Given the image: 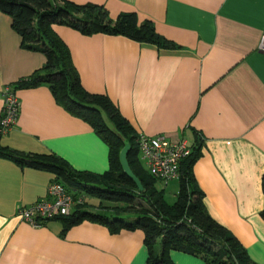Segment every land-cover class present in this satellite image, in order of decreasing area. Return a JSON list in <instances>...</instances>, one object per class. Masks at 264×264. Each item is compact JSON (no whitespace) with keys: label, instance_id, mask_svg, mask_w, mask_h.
<instances>
[{"label":"crops","instance_id":"0c3cea01","mask_svg":"<svg viewBox=\"0 0 264 264\" xmlns=\"http://www.w3.org/2000/svg\"><path fill=\"white\" fill-rule=\"evenodd\" d=\"M71 1L101 4L113 18L135 11L175 43L159 47L53 25L69 46L83 86L108 95L137 133L185 137L192 145L196 132L203 137L193 172L205 206L264 264V51L258 48L264 0ZM12 21L0 10V119L3 87L46 62L42 51L22 46ZM16 93L20 112L15 125L0 133L4 145L56 153L78 170L109 169L108 143L59 104L48 83L18 87ZM56 177L0 156V264H151L141 228L111 232L85 219L63 234L57 217L33 226L19 216L20 205L48 197ZM171 256L176 264H207L181 250H171Z\"/></svg>","mask_w":264,"mask_h":264},{"label":"trees","instance_id":"16d2710c","mask_svg":"<svg viewBox=\"0 0 264 264\" xmlns=\"http://www.w3.org/2000/svg\"><path fill=\"white\" fill-rule=\"evenodd\" d=\"M0 10L11 15L13 27L22 36L23 47L46 55L42 67L11 83L12 88L48 83L57 102L87 121L109 145V169L95 173L72 167L56 153L26 152L4 145L0 134V156L11 158L19 165L54 171L56 178L74 189L75 194L83 192L99 199L96 205L85 201L77 204L70 214L58 216L63 223V234L72 225L88 219L106 225L111 232L143 229L151 264H176L171 256L173 249L198 255L207 264H259L205 206L204 192L197 186L193 172V164L202 153L203 137L196 132V144L181 161L177 198L170 203L165 188L158 185L166 182L153 175L142 162L134 126L108 95L91 92L83 86L69 46L53 26L65 24L85 34H121L159 47L174 46L175 43L156 30L152 20H140L135 11L121 12L113 18L101 4L71 0H0ZM126 141L131 143L130 165L142 180L143 190L124 171L120 152Z\"/></svg>","mask_w":264,"mask_h":264},{"label":"built area","instance_id":"2783aa9c","mask_svg":"<svg viewBox=\"0 0 264 264\" xmlns=\"http://www.w3.org/2000/svg\"><path fill=\"white\" fill-rule=\"evenodd\" d=\"M258 48L264 51V33ZM3 111L0 119V133L8 132L16 123L21 101L10 84L2 89ZM138 147L147 169L156 177L168 182L180 175L181 161L191 153L192 143L185 137L169 139L164 133L149 135L139 132ZM87 194H75L61 180L55 178L48 186V197H42L30 204H22L18 214L33 226H41L48 219L70 214L77 204L87 201Z\"/></svg>","mask_w":264,"mask_h":264},{"label":"water","instance_id":"95a60500","mask_svg":"<svg viewBox=\"0 0 264 264\" xmlns=\"http://www.w3.org/2000/svg\"><path fill=\"white\" fill-rule=\"evenodd\" d=\"M131 148V143L129 141H126L124 147L122 148L120 152V158L122 165L124 167V171L134 180V182L137 184V186L143 190L144 185L140 177L134 172L133 168L130 165L129 159H128V152Z\"/></svg>","mask_w":264,"mask_h":264},{"label":"rangeland","instance_id":"374dc122","mask_svg":"<svg viewBox=\"0 0 264 264\" xmlns=\"http://www.w3.org/2000/svg\"><path fill=\"white\" fill-rule=\"evenodd\" d=\"M158 185L160 187H163L165 188V197L166 199L172 203L176 200L177 198V191H178V188H179V184H178V178H174L173 180H169L168 182L164 183V182H160L158 183ZM87 201L91 202L92 201H98L97 198H94V197H91V196H87ZM108 203V202H106ZM89 208H93L92 205L89 206Z\"/></svg>","mask_w":264,"mask_h":264}]
</instances>
